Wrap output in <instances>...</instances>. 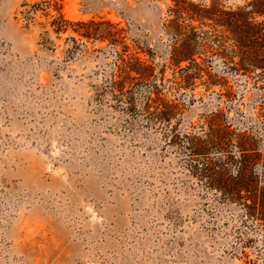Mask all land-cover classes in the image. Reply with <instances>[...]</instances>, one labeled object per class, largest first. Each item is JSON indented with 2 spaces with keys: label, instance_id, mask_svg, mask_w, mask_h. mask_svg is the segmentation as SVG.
<instances>
[{
  "label": "rangeland",
  "instance_id": "374dc122",
  "mask_svg": "<svg viewBox=\"0 0 264 264\" xmlns=\"http://www.w3.org/2000/svg\"><path fill=\"white\" fill-rule=\"evenodd\" d=\"M191 1L237 11L254 0ZM174 8L172 0H0V264H264V225L247 208L250 196L215 190L203 158L188 150L210 128L235 133L222 181H239V137L264 153L262 83L216 58L209 71L225 85H208L205 72L181 85L189 64L170 61L182 39ZM60 17L112 26L89 40L76 26L56 31ZM121 54L155 70L128 97L113 85ZM154 87L178 106L170 122L147 112ZM249 175L260 191L263 161Z\"/></svg>",
  "mask_w": 264,
  "mask_h": 264
},
{
  "label": "trees",
  "instance_id": "16d2710c",
  "mask_svg": "<svg viewBox=\"0 0 264 264\" xmlns=\"http://www.w3.org/2000/svg\"><path fill=\"white\" fill-rule=\"evenodd\" d=\"M172 1L175 3V8L172 9L175 18L171 21V27H174L177 38L181 37L182 39L173 47L170 61L179 68L183 62L189 64L181 69L183 71L181 85L187 88L192 86L195 79L204 77V72L209 76L208 85L217 83L225 85L224 77L216 79L217 76L209 71L216 58H220L225 70H236L237 72L243 70L247 75L255 73L257 81L262 83L261 88L264 89V0H254L237 11H226L214 1L209 6L196 4L191 0ZM257 16H260V21L256 20ZM193 22H199L213 30L197 34L194 32ZM104 25L112 26L95 22L73 24L62 17L53 22L56 31L66 32L69 27L76 26L78 29H74L75 32L89 40L101 38L103 35H100V30ZM92 27L95 28L94 31H90ZM189 27L191 30L183 34V31ZM71 40L76 42L74 38ZM210 53L213 55H208L207 58L201 57ZM197 56L201 58L202 62L198 61ZM235 58H238L237 62ZM119 60L121 75L119 80L113 81V85L122 96H127L128 93L133 95L136 81L147 84L154 77V67L140 58H130L126 54H121ZM127 86L130 89L126 90ZM131 96L128 98L129 100L132 99ZM177 107L163 97L158 87H154L147 97L146 109L153 120L170 122ZM213 117V121H221L223 114L217 113ZM261 117L264 118V94ZM233 135L235 133L226 129L210 128L206 139L198 143L192 142L188 150L195 151L196 155L203 158L200 170L204 174H208L211 179L218 181L213 185L215 190L230 200L241 199L242 193H247L252 200V203L247 205L250 214L259 213L260 224L264 225V182L260 183L259 191L257 182L249 175L252 164L262 161L264 163V153L258 152L253 143L239 137L236 160L241 165L242 176L239 181L230 179L222 181L226 173L225 165L234 161L236 156L232 151H227L230 141L228 137H233ZM211 151L220 157L217 159L218 161H210L207 158ZM215 168H218L219 171H216Z\"/></svg>",
  "mask_w": 264,
  "mask_h": 264
}]
</instances>
